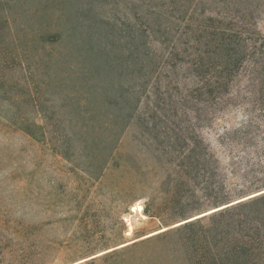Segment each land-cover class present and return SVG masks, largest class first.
Masks as SVG:
<instances>
[{"label":"rangeland","instance_id":"obj_1","mask_svg":"<svg viewBox=\"0 0 264 264\" xmlns=\"http://www.w3.org/2000/svg\"><path fill=\"white\" fill-rule=\"evenodd\" d=\"M224 29L254 49L211 95L194 64H219L209 59ZM262 37L264 0H0V228L11 253L31 264L198 259L184 250L198 229H176L217 210V196L178 157L188 148L177 129L209 144L231 191L264 178ZM247 121L258 143L235 139L232 163L222 139Z\"/></svg>","mask_w":264,"mask_h":264},{"label":"trees","instance_id":"obj_2","mask_svg":"<svg viewBox=\"0 0 264 264\" xmlns=\"http://www.w3.org/2000/svg\"><path fill=\"white\" fill-rule=\"evenodd\" d=\"M221 32V35L215 34L216 39L213 42L216 43L217 51L211 53L214 58L209 59H217L219 64L209 65V61L203 57H199L194 64L200 72L206 71L203 84L211 95H215L221 88L229 87L233 78L244 69L249 58L247 55L254 47L248 46L243 38L238 40L237 36L244 34L242 30L224 29ZM262 39L264 40V37ZM238 127L236 131L235 129L230 131L228 128L222 139L227 150L232 154L230 155L232 163L235 160L236 145H233L236 143L235 139L245 147L258 143L255 132L250 129L251 122H244ZM177 131L176 141L184 143V148H188L187 153L178 151V157L186 155L192 170L196 172L195 178H203L198 185L201 193L215 194L217 197L214 198L212 205L219 209L209 215L188 221L176 229V231L187 229L193 232L197 228L200 232L199 236L196 233V242L184 248L187 253L185 256L198 257V259L188 258V263L264 264V178L242 182L238 190L231 191L228 188V179L222 178L215 167L214 163L217 164V160L209 144L205 143L195 129L190 138L184 136V131L180 128ZM25 132L32 135L28 130ZM250 192H262V194L244 200L245 195ZM239 197L240 199L232 201ZM203 219L209 222L207 227L202 226ZM11 240L9 234L0 228V264H12V261L14 264H31L29 260H20L17 255L11 253L13 247Z\"/></svg>","mask_w":264,"mask_h":264},{"label":"water","instance_id":"obj_3","mask_svg":"<svg viewBox=\"0 0 264 264\" xmlns=\"http://www.w3.org/2000/svg\"><path fill=\"white\" fill-rule=\"evenodd\" d=\"M263 193H264V192H263ZM260 194H262V193H260ZM260 194H256V195L251 196V197H248V198H246V199H244V200H247V199L253 198V197L258 196V195H260ZM244 200H242V201H244ZM217 210H219V209H217ZM217 210H215V211H217ZM215 211H213V212H215ZM213 212H212V213H213ZM202 217H203V216H202Z\"/></svg>","mask_w":264,"mask_h":264},{"label":"bare ground","instance_id":"obj_4","mask_svg":"<svg viewBox=\"0 0 264 264\" xmlns=\"http://www.w3.org/2000/svg\"><path fill=\"white\" fill-rule=\"evenodd\" d=\"M140 206V205H139ZM135 208V207H134Z\"/></svg>","mask_w":264,"mask_h":264}]
</instances>
